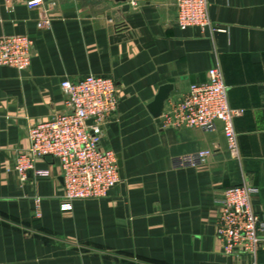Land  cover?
<instances>
[{
  "label": "crops",
  "instance_id": "obj_1",
  "mask_svg": "<svg viewBox=\"0 0 264 264\" xmlns=\"http://www.w3.org/2000/svg\"><path fill=\"white\" fill-rule=\"evenodd\" d=\"M32 1L0 0V37L33 45L29 68L0 67V264H264V240L255 260L225 255L215 223L223 192L242 185L258 189L251 205L264 219V0H207L221 32L179 29L175 0ZM215 67L229 106L243 112L237 157L220 123L173 129L148 111L161 87L172 86L164 115ZM89 75L118 84L100 147L120 157L121 181L63 211L57 162L38 160L39 174L20 182L13 161L30 126L65 112L61 82ZM201 152L195 166H178Z\"/></svg>",
  "mask_w": 264,
  "mask_h": 264
},
{
  "label": "built area",
  "instance_id": "obj_2",
  "mask_svg": "<svg viewBox=\"0 0 264 264\" xmlns=\"http://www.w3.org/2000/svg\"><path fill=\"white\" fill-rule=\"evenodd\" d=\"M99 2L105 0H96ZM147 0H127L131 7ZM41 0L29 2L38 8ZM175 24L181 29L196 28L202 32H221L208 17L207 0H175ZM49 25L47 18L38 28ZM32 42L27 36L0 37V67L26 70L31 64ZM65 112L32 125L27 130L29 147L18 153L13 170L19 181L29 175L36 177V162L46 158L57 162L63 179V211H70L75 201L106 198L121 181L117 156L100 147L104 126L118 110V84L110 77L89 75L75 82L60 84ZM243 112L229 106L228 87L219 68L208 71L207 80L192 84L180 101L169 105L161 116L162 126L173 129L191 128L212 132L220 123L226 146L233 157L238 156L234 120ZM91 122V124H88ZM208 155L201 152L178 159L179 167L195 166ZM258 189L242 185L223 192L220 212L216 218V234L225 255H241L256 259L264 240V219L252 209Z\"/></svg>",
  "mask_w": 264,
  "mask_h": 264
},
{
  "label": "water",
  "instance_id": "obj_3",
  "mask_svg": "<svg viewBox=\"0 0 264 264\" xmlns=\"http://www.w3.org/2000/svg\"><path fill=\"white\" fill-rule=\"evenodd\" d=\"M116 2H125L126 0H114ZM172 92V86L166 85L159 89L157 95L155 96L153 102L148 106V111L157 121H160V117L162 115L164 105L166 101L169 99L170 94ZM91 124V122H88ZM118 167L121 166L120 157L117 156Z\"/></svg>",
  "mask_w": 264,
  "mask_h": 264
}]
</instances>
